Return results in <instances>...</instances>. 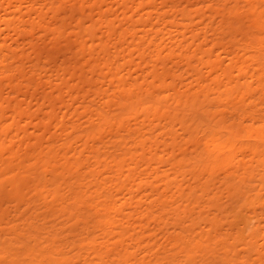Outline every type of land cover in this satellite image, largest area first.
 <instances>
[{
	"label": "bare ground",
	"instance_id": "bare-ground-1",
	"mask_svg": "<svg viewBox=\"0 0 264 264\" xmlns=\"http://www.w3.org/2000/svg\"><path fill=\"white\" fill-rule=\"evenodd\" d=\"M80 2L0 0V264H264L247 213L264 210V0ZM74 12L86 76L47 72L66 110L48 94L14 103L26 16L63 39ZM31 47L35 70L20 77L34 82L46 53Z\"/></svg>",
	"mask_w": 264,
	"mask_h": 264
},
{
	"label": "rangeland",
	"instance_id": "rangeland-1",
	"mask_svg": "<svg viewBox=\"0 0 264 264\" xmlns=\"http://www.w3.org/2000/svg\"><path fill=\"white\" fill-rule=\"evenodd\" d=\"M74 2H72V0H70V2H72L71 4L73 5V4H77V7L78 6H81V5H79L80 3H82V2H80V0H73ZM78 1L80 2V3H78ZM76 2V3H75ZM69 3V1L67 0V4ZM70 3L68 4V6H70L71 5ZM83 4V3H82ZM114 9H118L117 8V5H114ZM24 12L23 13H25V10H23ZM118 12H120V10H118ZM18 15V14H17ZM73 15H75V16H77V17H74V18H72L71 17V19H69L68 18V20L66 21V27L68 26V25H75L76 24V22H74L75 21V19H77L78 18V14H76V12H74L71 16H73ZM21 16V15H20ZM70 16V15H69ZM113 17H115V16H113ZM26 18L27 19H25V21H27V22H25L24 21V24L23 23H21L20 22V20L18 19V17H16V22L15 23H17L18 24V22L19 23H21V25H24V26H28V29H29V31H27L26 33H24V37L26 38V40H28V41H31L32 43H29L28 41H25V39H24V45L22 44L21 46L25 49V50H23L24 52H22L21 50L23 49L22 47L19 49L18 47H13V45H12V48H15V49H13V50H15V56L12 58V66H14V67H12L13 69H12V72L11 71H8L7 72V74L8 75H10V76H12V82L13 83H15V84H17V83H19L20 82V80H21V82L18 84L19 85V87H20V84H24V85H26V86H29V87H26V86H24V87H22L21 86V88H19V87H17L18 85H12V89H14L15 87H17L19 90H20V92L18 91V89H14L13 91H12V93L13 92H15V91H18V93L17 92H15V93H17V96H15V93H13L12 94V101H14V103L16 102V101H18V99H20L19 101L21 102V100H23V99H21L22 97L23 98H25L26 97V95L27 96H30L29 94H33L34 95V93L36 94V96H40V95H42V94H48L50 97H49V99H50V103H52L53 102V104L55 105V103H56V105H55V107H56V110H57V116H59L60 114H61V116H62V111L65 109L66 110V108H65V106H66V103H68L67 102V100L68 99H70V97H69V94L67 93H65V90L66 89H64L63 91H61L63 88H65V86L64 85H61L62 86V88L60 89V88H58L57 87V83L59 82L58 80L57 81H55L56 79H55V77H54V79H53V77L51 78H49L48 76V73L49 72H51L52 74H57L58 72L56 71V70H58L59 72H60V74L62 73L63 74V72H65V74H67L66 73V71L65 70H63V69H65L66 67H67V69L69 68V69H71L72 71L74 70V68H78L79 69V71L80 70H83V72H84V69L83 68H85L83 65H88V61H87V59H86V55H88L89 53V50L88 49H83L82 50V48H83V43L81 44V43H79L80 41L81 42H84L83 40H79L78 38V33H77V35H76V32H75V29H74V26H68L67 28L69 29H72V30H70L69 29V31L68 32H66L64 35H63V39H61V37H56V36H54V34H52L51 32V34L50 33H48V34H46V36L44 35H41L42 34V32H39L38 30L39 29H33L34 27H36L35 25H34V27L32 28V26H30V25H32L33 24V22L34 21H32L31 19H29L28 20V18L29 17H27L26 16ZM119 18H121V17H119ZM74 19V20H73ZM19 20V21H18ZM70 20V21H69ZM29 21V22H28ZM35 22H38V21H35ZM70 24H69V23ZM73 22V23H72ZM68 23V24H67ZM118 23H119V21H118ZM16 24V25H17ZM15 24H14V26H16ZM30 27L32 28V29H30ZM141 28V29H140ZM140 28H139V30H140V33H141V31H142V29H143V27H141L140 26ZM32 32H31V31ZM30 32V33H29ZM37 32H39V33H37ZM69 32H71V33H69ZM75 33V34H74ZM29 34V35H28ZM41 35L42 36V38H40L41 36L39 35V37H37L36 38V36L35 35ZM49 35V36H48ZM53 35V36H52ZM69 35H70V37H69ZM74 35L75 36H77V37H75V38H73L74 37ZM23 36V35H22ZM47 36H48V38H47ZM50 36H52L51 38H49ZM33 37V38H32ZM44 37V38H43ZM54 37H56V38H54ZM23 38V37H22ZM58 38V39H57ZM32 39V40H31ZM36 39V40H35ZM42 39V40H41ZM55 39V40H54ZM57 39V40H56ZM76 39V40H75ZM33 40H35V41H33ZM39 40V41H38ZM74 43H72L71 41ZM76 41V43H75V41ZM79 40V41H78ZM89 41V40H88ZM20 42H23V40L21 39L20 40ZM27 42V43H26ZM35 44H34V43ZM36 42H37V44H36ZM41 42V43H40ZM69 42V43H68ZM55 43V44H54ZM31 44V45H30ZM39 44H41V45H39ZM70 44V45H69ZM76 44V45H75ZM79 44L81 45V46H79ZM26 45H29L28 47H26ZM35 46V48H36V51L37 52H41L42 53V55H44L45 53L47 54H45V56H42V58H41V68L42 69H38L39 71H40V73H39V71H37L35 74H34V78L32 77V79H34V82H32L33 80H31V82L33 83L32 85H30L31 84V82L30 81H27L26 80V77H22L23 78V80L21 79V77H20V75L21 74H23V73H21L22 71L24 72L25 71V73H27V76L28 75H30V74H32V72H34V68H32V61H31V59L32 58H34L35 60L33 61V62H35V61H37V58L36 57H38V56H36L37 55V53L36 52H33V49H32V47L31 46ZM55 45V46H54ZM68 45V46H67ZM73 45V46H72ZM14 46H17V45H15V43H14ZM76 46V47H75ZM71 47H72V49H71ZM79 49H81L80 51H78V48ZM28 48V49H27ZM40 48V49H39ZM69 48V49H68ZM75 48V49H74ZM19 49V50H18ZM62 49V50H61ZM32 50V51H31ZM72 50V51H71ZM74 50V51H73ZM18 51V52H17ZM26 51V52H25ZM44 51V52H43ZM60 51H62V52H60ZM64 51V52H63ZM84 51V52H83ZM87 51V52H86ZM20 52H22L21 53V55H20ZM31 52V53H30ZM50 52V53H49ZM68 52V53H67ZM74 52H76V53H74ZM79 52H80V54H79ZM38 53V55H40ZM44 53V54H43ZM52 53V54H51ZM71 54V56L72 55H74L73 57H71L70 56V54ZM82 53V54H81ZM86 53V54H85ZM179 52H177V54H178ZM24 54V55H23ZM31 54H33V55H31ZM51 55V56H50ZM53 55V56H52ZM80 55V56H79ZM28 56V57H27ZM31 56H34V57H31ZM66 56V57H65ZM77 56H78V58H77ZM134 56H137V53H135L134 54ZM16 57V58H15ZM18 57V58H17ZM20 57H22L21 58V60H23V61H21V62H23V63H21L20 64ZM31 57V58H30ZM47 59H46V58ZM52 57H54V58H52ZM64 57V58H63ZM71 57V58H70ZM87 61V62H85L84 61V59ZM24 58V59H23ZM45 58V59H44ZM49 58V59H48ZM89 58H90V54H89ZM88 58V59H89ZM17 59V60H16ZM19 59V60H18ZM58 59V60H57ZM60 59V60H59ZM68 59V60H67ZM74 59V60H73ZM44 62H43V61ZM50 60V61H49ZM62 60V61H61ZM65 60V61H64ZM84 61V64L82 65V69L80 68L81 67V65H80V63H82V61ZM61 61V63H59ZM14 62V63H13ZM63 62V63H62ZM80 62V63H79ZM91 62H92V60H91ZM26 63V64H25ZM59 63V64H58ZM67 63H69L68 65H67ZM87 63V64H86ZM169 63V62H168ZM182 63V62H181ZM18 65V66H15V65ZM22 64H25L26 65V67H25V65H24V69H22V67L21 66H23ZM29 64V65H28ZM64 64H66V67H65V65ZM73 64V65H72ZM182 64H184V63H182ZM64 66V67H62V66ZM75 65V66H74ZM170 65H172L171 63H170ZM170 65H169V67H170ZM21 68H20V67ZM80 66V67H79ZM19 67V68H18ZM47 68L48 70H46V69H44V68ZM52 67V68H51ZM63 69H62V68ZM74 67V68H73ZM25 68H27V70L25 69ZM57 68V69H56ZM73 68V69H72ZM167 69H168V67H166ZM34 69V70H33ZM50 69H51V71H50ZM55 69V70H54ZM86 69H88L89 70V68L88 67H86ZM85 69V70H86ZM61 70H63V72H61ZM71 70H68L67 72H68V74L66 75V82H68V83H70V80H72L73 81V79H71L70 78V71ZM30 71V72H29ZM44 71V72H43ZM48 72V73H47ZM56 72V73H55ZM18 73H19V75H18ZM38 73V74H37ZM82 74V72H79L78 73V75L79 74ZM86 73H87V71H86ZM89 74V76H90V73L91 72H88ZM17 74V76H15ZM47 74V75H46ZM50 74V73H49ZM85 74V72L83 73V75ZM93 73H91V75H92ZM37 75H38V77H37ZM40 75V76H39ZM46 75V76H45ZM51 75V74H50ZM84 76H86V74L84 75ZM93 76V75H92ZM20 80H19V79ZM44 78V79H43ZM14 79V80H13ZM16 79H18V81L19 82H16L17 80ZM40 79V80H39ZM43 81H42V80ZM49 79V80H48ZM68 79V80H67ZM10 79L9 78H5V81L6 82H4L3 83V85H0V91H2V93L4 94L3 96L5 97V95L7 94L8 95V93L11 91V90H9L10 89V87L8 88V81H9ZM16 80V81H15ZM25 80V81H24ZM45 80V81H44ZM54 80V81H53ZM75 80H77V79H75ZM75 80L73 81V83L75 82ZM27 81V82H26ZM48 81H50V82H48ZM71 81V82H72ZM25 82V83H24ZM7 83V84H6ZM12 83V84H13ZM27 83V84H26ZM49 83V84H48ZM56 83V84H55ZM5 84L7 85V86H5ZM34 84H36L35 85V89H34ZM71 84V83H70ZM82 84V85H81ZM84 84L83 83H81L80 82V87L81 86H83ZM37 86V87H36ZM5 87V88H4ZM31 87V88H30ZM39 87V88H38ZM56 87V88H55ZM79 87V89L80 90H82L83 91V88L81 87L80 88ZM2 88V89H1ZM85 88V87H84ZM86 88H87V85H86ZM6 89V90H5ZM27 89H28V91H27ZM30 89L32 90V91H30ZM36 90V91H34V90ZM42 91H41V90ZM53 90V91H52ZM59 90V91H58ZM6 91V92H5ZM22 91V92H21ZM46 91V92H45ZM82 91H80L81 93H82ZM8 92V93H7ZM42 92V93H41ZM44 92V93H43ZM1 92H0V95L2 94ZM21 93V94H20ZM28 93V94H27ZM56 93V94H55ZM24 94H26V95H24ZM63 95V96H60V95ZM6 95V96H7ZM33 95H31V96H33ZM68 95V97H66ZM2 96V95H1ZM14 96V97H13ZM17 97V98H16ZM20 97V98H19ZM66 97V98H65ZM14 98V99H13ZM53 98V99H52ZM60 98H62L61 99V101H59L60 100ZM16 99V100H15ZM57 100V101H56ZM17 102V103H20V102ZM66 101V102H65ZM69 101V100H68ZM60 102V103H59ZM13 103V102H12ZM23 103V102H22ZM35 102H33L32 103V106H33V109H34V107H36V105L34 104ZM62 103V104H61ZM258 104L256 105V107H257V109H263V107H264V103H261V102H257ZM259 103H261L260 105H259ZM59 104V105H58ZM61 104V105H60ZM54 107V108H55ZM60 107V108H59ZM263 110H261V112H262ZM264 113V112H263ZM262 113V114H263ZM43 114H44V112L42 113V115H40L41 117H43ZM45 116V115H44ZM67 119H69V121H70V117L68 116L67 117ZM67 119H66V122H67ZM68 121V122H69ZM43 125H40L39 127H41V128H43L42 127ZM48 127V126H47ZM47 127H45V128H47ZM54 127V125L53 124H50L49 125V127H48V131H46V135H44L45 136V138L44 139H47V135H50L49 133L50 132H54V130H55V128H53ZM32 128H34V127H30V129L29 130H31ZM44 128V129H45ZM32 130H34V129H32ZM31 131H29V133H30ZM34 132V131H33ZM33 132H31L30 134L32 135V137L30 136V138H31V140H32V138H33V140H32V142H34V137H36L35 135L37 134V136L38 135H40V133H42V131H40V130H38V131H36V134L34 135V134H32ZM49 132V133H48ZM58 133H59V131H57ZM48 133V134H47ZM33 135H34V137H33ZM13 136V135H12ZM35 142H37V138L35 139ZM249 159H251V157H247L246 158V160H249ZM0 165H1V163H0ZM14 168L16 169V166H17V164L15 163L14 164ZM256 166V164H250L249 162H248V164H247V167H248V169H253L254 167ZM258 172V169L257 170H255V172L254 173H257ZM250 183L253 185V187H256L257 189H259L261 186V182L259 181V177L258 178H256V179H254V180H252V181H250ZM220 183H218L217 184V186L219 185ZM13 186V185H12ZM13 189H14V191H15V193H14V191H12V190H9V189H11V188H7V190H9V192H11L12 191V202L14 203V205L17 203L16 202V200H15V196H13V194L14 195H16V189L14 188V186L12 187ZM219 194H222V191L219 193ZM226 200H227V198L225 197V196H220V201L221 202H226ZM6 207H8V204L6 203L5 205H4V208H6ZM21 207H22V205H21ZM15 208H17V206H12V213L14 212V210H15ZM19 208H20V206H19ZM20 209H22V210H24V207H22V208H20ZM207 212V209H204L203 210V214L204 213H206ZM247 213H248V215L249 216H252V217H254L255 218V221L256 222H261V228H264V210L257 204V203H255V204H253V205H251V206H249V209H248V211H247ZM240 249H241V246L239 247Z\"/></svg>",
	"mask_w": 264,
	"mask_h": 264
}]
</instances>
